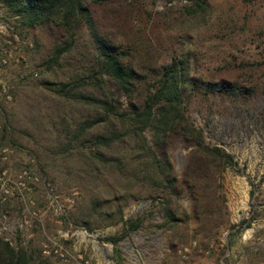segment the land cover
I'll return each mask as SVG.
<instances>
[{"label": "rangeland", "instance_id": "rangeland-1", "mask_svg": "<svg viewBox=\"0 0 264 264\" xmlns=\"http://www.w3.org/2000/svg\"><path fill=\"white\" fill-rule=\"evenodd\" d=\"M206 1L195 16L186 13V0L90 1L101 30L129 50L135 66L157 67L186 53L196 77L244 91L191 97L189 121L232 162L212 158L188 175L196 148L175 135L169 155L180 192L170 207L180 220L172 222L163 210L167 192L132 186L101 162L91 169L76 140L73 149L64 146V119L77 121L91 110L58 98L47 82L63 81L66 63L74 68L92 52L86 30L73 58L51 65L63 31L23 25L0 3V238L26 249L30 264H83L77 255L88 264H264V0ZM131 189L142 197L121 198ZM126 229L117 246L106 240Z\"/></svg>", "mask_w": 264, "mask_h": 264}, {"label": "trees", "instance_id": "trees-1", "mask_svg": "<svg viewBox=\"0 0 264 264\" xmlns=\"http://www.w3.org/2000/svg\"><path fill=\"white\" fill-rule=\"evenodd\" d=\"M90 1L104 0H0V3L23 25L54 24L63 31L54 43L48 60L51 65L62 67L61 61L71 60L79 32L86 30L92 41V52L82 55L78 60L81 64L74 68L70 62L66 63L70 67L66 79L47 82L49 90L58 98L82 103L91 110L88 116L77 121L72 116L64 119L67 136L64 146L66 150L73 149L71 144L76 140L82 146L76 148L78 155L91 169L97 170L96 162H101L116 168L132 186L167 192L162 201L164 214L169 221H178L177 213L170 207L171 196L180 192L169 155L172 138L182 134L193 140L196 149L187 166L188 175L191 170L197 174V170L206 169L212 158L223 160L227 165L232 162L229 153L205 143L202 131L189 121L186 111L191 97L244 91L229 81L196 77L191 73L190 57L186 53L173 56L168 63L157 67L135 66L129 50L101 30ZM186 1V13L190 16L208 7L206 0ZM140 95L143 96L140 98ZM121 96L126 99L121 101ZM122 196L125 201L142 197L133 189ZM90 200L94 209L101 203L95 194ZM116 208L122 212L120 205ZM130 225L138 226L134 221ZM127 232L128 229L106 240L117 246ZM31 258L26 249H15L0 238V264H30Z\"/></svg>", "mask_w": 264, "mask_h": 264}, {"label": "built area", "instance_id": "built-area-1", "mask_svg": "<svg viewBox=\"0 0 264 264\" xmlns=\"http://www.w3.org/2000/svg\"><path fill=\"white\" fill-rule=\"evenodd\" d=\"M183 250L185 252V251H187V248H184ZM44 252H46L45 249H44ZM54 252L57 253V254H60L64 258H70V257H72V255H70V253H68V252L64 254V253H62L61 251H59L57 249ZM74 259L76 261H82L83 264H88V260L84 259L82 257V255H77V257H75Z\"/></svg>", "mask_w": 264, "mask_h": 264}]
</instances>
